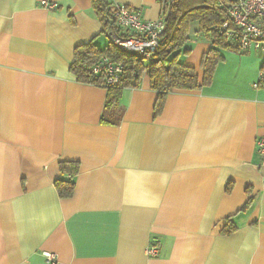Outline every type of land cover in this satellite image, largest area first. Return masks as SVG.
Here are the masks:
<instances>
[{
	"label": "crops",
	"instance_id": "0c3cea01",
	"mask_svg": "<svg viewBox=\"0 0 264 264\" xmlns=\"http://www.w3.org/2000/svg\"><path fill=\"white\" fill-rule=\"evenodd\" d=\"M55 1L0 0V264H264L263 55L223 49L209 82L170 90L157 113L144 73L103 123L106 88L68 64L110 36L90 0ZM113 1L161 14L160 0ZM197 27L181 58L200 77ZM63 159L78 162L69 197L53 184Z\"/></svg>",
	"mask_w": 264,
	"mask_h": 264
},
{
	"label": "trees",
	"instance_id": "16d2710c",
	"mask_svg": "<svg viewBox=\"0 0 264 264\" xmlns=\"http://www.w3.org/2000/svg\"><path fill=\"white\" fill-rule=\"evenodd\" d=\"M160 17L164 23L162 42L149 55L124 50L115 45L111 39L99 47L92 39L73 47V58L68 70L80 82H89L106 88V96L100 116L103 123L116 124L120 109L118 100L123 87H137L145 73L149 86L157 91L154 113L163 106L166 94L172 89H195L210 81L216 63L222 59L223 49L232 48L226 41L220 27L226 15L219 1L227 0H160ZM91 11L99 20V33L107 36L117 33L115 24V2L113 0H90ZM197 21L196 35L210 41L209 48L200 56L199 77L195 68L183 63L181 56L191 51L189 23ZM106 55L112 61L122 65V72L115 84H104L101 74H93L91 64ZM264 72V55L260 69ZM61 175L53 181L59 197H69L74 191V175L78 171V162L63 159L59 161ZM250 200L247 198L245 204Z\"/></svg>",
	"mask_w": 264,
	"mask_h": 264
},
{
	"label": "built area",
	"instance_id": "2783aa9c",
	"mask_svg": "<svg viewBox=\"0 0 264 264\" xmlns=\"http://www.w3.org/2000/svg\"><path fill=\"white\" fill-rule=\"evenodd\" d=\"M223 5L226 20L221 24L226 41L238 51L257 50L264 55V0H227L219 1ZM38 5L46 9L57 6L55 0H38ZM115 24L117 33L109 34L111 41L119 48L149 55L162 42L164 23L161 17L149 19L142 16L140 9L125 3H115ZM93 74H101L104 84L118 82L122 65L103 55L90 67ZM264 85V72L259 70L254 87ZM257 151L261 154L259 167L264 169V134L255 139ZM147 254L155 255L156 248L149 245ZM48 262L55 261L53 252L43 254Z\"/></svg>",
	"mask_w": 264,
	"mask_h": 264
},
{
	"label": "rangeland",
	"instance_id": "374dc122",
	"mask_svg": "<svg viewBox=\"0 0 264 264\" xmlns=\"http://www.w3.org/2000/svg\"><path fill=\"white\" fill-rule=\"evenodd\" d=\"M104 36L108 38V36H107L106 34H105ZM192 36H193V35H191V38H192Z\"/></svg>",
	"mask_w": 264,
	"mask_h": 264
}]
</instances>
